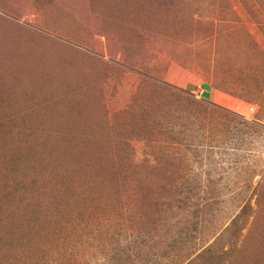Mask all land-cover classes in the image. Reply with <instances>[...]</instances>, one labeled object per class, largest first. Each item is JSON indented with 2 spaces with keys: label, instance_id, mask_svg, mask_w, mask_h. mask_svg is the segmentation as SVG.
Returning <instances> with one entry per match:
<instances>
[{
  "label": "rangeland",
  "instance_id": "rangeland-1",
  "mask_svg": "<svg viewBox=\"0 0 264 264\" xmlns=\"http://www.w3.org/2000/svg\"><path fill=\"white\" fill-rule=\"evenodd\" d=\"M0 264H264V0H0Z\"/></svg>",
  "mask_w": 264,
  "mask_h": 264
},
{
  "label": "crops",
  "instance_id": "crops-1",
  "mask_svg": "<svg viewBox=\"0 0 264 264\" xmlns=\"http://www.w3.org/2000/svg\"><path fill=\"white\" fill-rule=\"evenodd\" d=\"M202 93V90H201ZM205 93H207L209 95V100L213 101V102H220L224 101L225 98L223 99L221 95L214 93L213 90L209 89V91L207 92V90L205 91ZM197 97H200V95H198ZM219 100V101H218Z\"/></svg>",
  "mask_w": 264,
  "mask_h": 264
}]
</instances>
